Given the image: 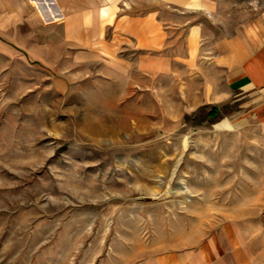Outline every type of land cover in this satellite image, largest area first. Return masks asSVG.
Masks as SVG:
<instances>
[{
    "label": "rangeland",
    "instance_id": "obj_1",
    "mask_svg": "<svg viewBox=\"0 0 264 264\" xmlns=\"http://www.w3.org/2000/svg\"><path fill=\"white\" fill-rule=\"evenodd\" d=\"M262 9L264 0L167 8L166 65L150 70L140 50L120 67L61 46L49 66L1 57L0 264H143L176 231H221L242 210L261 220L264 131L237 103L206 104L198 60L206 39ZM206 212L214 220L202 230L192 217Z\"/></svg>",
    "mask_w": 264,
    "mask_h": 264
},
{
    "label": "crops",
    "instance_id": "obj_2",
    "mask_svg": "<svg viewBox=\"0 0 264 264\" xmlns=\"http://www.w3.org/2000/svg\"><path fill=\"white\" fill-rule=\"evenodd\" d=\"M183 3L0 0V58L15 53L49 66L56 46H61L64 54H77V60H111L119 67L126 61L124 52L140 50L145 69L150 70L152 60L165 66L168 32L162 14ZM135 4L146 8L136 11ZM202 32L191 26L189 42L199 43ZM206 43L205 60H198L206 104L219 108L237 103L243 111L239 118L264 131V9L234 34L206 39ZM238 213V218L226 213L221 231H176L161 252L150 254L143 264H264L262 219L249 211ZM210 219L208 212L192 217L206 223L202 230L210 226ZM194 228L199 229V224Z\"/></svg>",
    "mask_w": 264,
    "mask_h": 264
},
{
    "label": "built area",
    "instance_id": "obj_3",
    "mask_svg": "<svg viewBox=\"0 0 264 264\" xmlns=\"http://www.w3.org/2000/svg\"><path fill=\"white\" fill-rule=\"evenodd\" d=\"M261 217H262V220H263V222H264V208H263V210H262V212H261Z\"/></svg>",
    "mask_w": 264,
    "mask_h": 264
}]
</instances>
